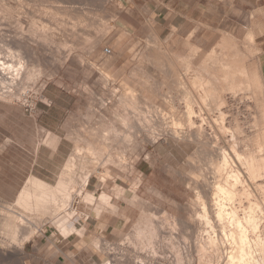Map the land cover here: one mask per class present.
I'll return each instance as SVG.
<instances>
[{
	"label": "rangeland",
	"instance_id": "obj_1",
	"mask_svg": "<svg viewBox=\"0 0 264 264\" xmlns=\"http://www.w3.org/2000/svg\"><path fill=\"white\" fill-rule=\"evenodd\" d=\"M206 1L211 4L213 0ZM250 1L256 3L255 21L244 37L215 30L217 25L230 28V24L208 23L207 29L201 26L196 35L177 40L173 33H160L152 21V0H0V63H5L0 66L11 71L0 74V118L6 107H14L9 114L29 115L46 106L44 102H55L50 109L66 108L62 130L72 146L70 155L89 142L98 146L96 150L93 147L95 154L84 150L72 175L79 178L92 171L87 189L98 197L105 194L111 202L105 207L99 198L89 206L75 201V225L82 229L84 223L76 220L86 219L91 228L84 226V234L90 244L74 236L65 246L58 228L44 221L20 259L10 262L0 256V264H229L230 251L237 246L227 237L229 229L225 236L220 227L200 223L197 216L216 207V186L233 182L219 155L221 159L222 153L232 157L229 166L237 162L234 150L243 157L253 151L256 160L264 162V99L255 60L264 43V8H259L264 0ZM49 5L59 13L54 15L52 8L46 16ZM33 11L35 17L41 15L32 18ZM16 72L21 79H12ZM12 88L16 89L13 97L3 92ZM129 91L135 94L131 96ZM27 101L35 108H28ZM125 114L137 126L138 134L132 139L122 132ZM10 118L8 115V121L0 126L9 128ZM173 128L183 135L193 132L187 134L191 139L182 138L181 132V139L171 137L168 130ZM207 135L206 140L203 137ZM209 145L216 151H210ZM0 170L5 171L0 176V210L5 212L15 209L28 179L17 183L18 176L6 174V166ZM260 173L253 179L257 185L244 176L246 188L240 186L243 191L233 202L242 214L250 204L258 203L264 215V174ZM59 177L49 184L56 185ZM122 187L135 192L138 203L132 204L122 194ZM97 206L105 210L101 217L96 215ZM1 214L0 243H9L14 234L21 240L23 230H2ZM117 216L120 221L115 230L110 218ZM94 218L103 219V223ZM95 240L106 245L108 254L95 249ZM260 255L258 259L264 254ZM260 260L256 259L258 264L264 256Z\"/></svg>",
	"mask_w": 264,
	"mask_h": 264
},
{
	"label": "bare ground",
	"instance_id": "obj_2",
	"mask_svg": "<svg viewBox=\"0 0 264 264\" xmlns=\"http://www.w3.org/2000/svg\"><path fill=\"white\" fill-rule=\"evenodd\" d=\"M49 1V0H48ZM83 1H86V2H99V3H103V2H110V0H83ZM33 3V2H32ZM38 3V2H37ZM68 3V2H67ZM28 4V3H27ZM31 4V3H30ZM42 4V3H41ZM40 4V5H41ZM55 4V3H54ZM82 4V2H81ZM35 5V4H34ZM84 5V4H83ZM39 6V5H38ZM43 6V5H42ZM41 6V7H42ZM46 6V5H45ZM44 6V7H45ZM50 6V5H49ZM48 6V7H49ZM104 7V5H102ZM108 6V5H106ZM28 7V6H27ZM35 7V6H34ZM40 7V8H41ZM47 7V6H46ZM51 7V6H50ZM49 7V8H50ZM30 8V6H29ZM37 8V7H36ZM39 8V7H38ZM43 8V7H42ZM41 8V9H42ZM52 8L51 9H48V11H44L45 15L47 16L48 15V12H50L49 10L52 11ZM35 9V8H34ZM55 11H54V15L55 13H59L56 10L57 7L53 8ZM103 9V8H101ZM27 10V9H26ZM31 10V9H30ZM32 10H33V7H32ZM36 10V9H35ZM39 10V9H38ZM63 10V8H62ZM66 10V9H65ZM69 10V8H68ZM43 11V10H42ZM28 12V10H27ZM26 12V13H27ZM32 12V11H31ZM35 12H38L37 10ZM53 12V11H52ZM63 14L66 15V13H64L63 11H61ZM60 12V13H61ZM70 13V10L68 11ZM76 13V11H74ZM40 13V10L39 12ZM43 13V14H44ZM61 13V14H62ZM78 13V11H77ZM28 14V13H27ZM34 14V11L32 13V18H33V15ZM50 14V13H49ZM60 14V16H61ZM62 14V15H63ZM38 15H41V14H38ZM38 15L35 17V18H38ZM43 15V16H45ZM52 15V13H51ZM58 15V14H57ZM69 15V14H68ZM71 15H74L72 14V9H71ZM29 16V15H28ZM76 16V15H75ZM42 17V16H40ZM39 17V19H41ZM53 17V16H51ZM57 17V16H55ZM59 17V16H58ZM47 18V17H45ZM50 18V17H49ZM51 19V18H50ZM54 19V18H53ZM32 20V19H31ZM44 20V19H43ZM21 36V35H20ZM24 45V44H23ZM16 55V54H15ZM14 55V56H15ZM35 59V58H34ZM16 63V62H15ZM2 65H4L5 63H0ZM240 65V64H239ZM11 66V65H10ZM14 66V65H13ZM242 66V65H241ZM9 67V66H8ZM26 67V66H25ZM240 67V66H239ZM244 67V66H243ZM11 68V67H10ZM16 69V68H15ZM236 69V68H235ZM243 69V68H242ZM246 69V68H245ZM20 68L17 70L19 71ZM22 70V69H21ZM0 74L1 75H8L9 72L11 71H6L5 67L4 66H0ZM138 72V71H137ZM239 72V71H238ZM249 72V71H248ZM105 74V73H104ZM13 75V73H12ZM15 75V74H14ZM16 77L14 76V80L16 79H21L22 78V75H21V78L20 76L18 75V73L16 72ZM19 76V77H18ZM27 76H31V75H27ZM107 76V74H106ZM178 76V75H177ZM13 77V76H12ZM139 77V76H138ZM244 77V76H243ZM2 78V76H1ZM5 78H8L7 76ZM4 78V79H5ZM26 78H30V77H26ZM247 78H249L247 76ZM251 80V78H249ZM248 79V80H249ZM109 80V79H108ZM111 80V79H110ZM140 80V78H139ZM182 80V79H181ZM184 80V79H183ZM182 80V81H183ZM13 81V80H12ZM180 81V80H179ZM245 81V80H244ZM14 82L16 81H13L12 83L14 84ZM25 82V81H24ZM18 83V82H16ZM21 83V81L19 82V84ZM23 83V81H22ZM199 83V82H198ZM201 83V82H200ZM249 83V82H247ZM245 83V84H247ZM12 84V85H13ZM141 84V83H139ZM180 84V83H179ZM184 84V83H181V85ZM18 85V84H17ZM21 85V84H20ZM23 85V84H22ZM120 85V84H119ZM145 85V84H144ZM185 85V84H184ZM205 85V84H204ZM248 85V84H247ZM19 86V85H18ZM24 86V85H23ZM138 86V85H137ZM142 86V85H141ZM201 87H203L202 85H200ZM21 88V87H20ZM130 88V87H128ZM127 88V89H128ZM150 88V87H149ZM200 88V87H199ZM23 89V88H22ZM185 89V88H184ZM203 89V88H202ZM206 89V88H205ZM16 90V89H15ZM14 90V91H15ZM25 90V89H24ZM13 91V88L10 90H3L4 93L7 94V96L9 97H13L15 95ZM199 91V90H198ZM216 91V90H215ZM132 92V90H131ZM134 92V91H133ZM132 92V93H133ZM143 92V91H142ZM207 92V91H206ZM210 92V91H209ZM213 92V90H212ZM128 93V92H127ZM132 93H129L128 94H131ZM204 93V92H203ZM215 93V92H214ZM25 94V93H24ZM23 94V95H24ZM192 94V93H191ZM206 94V93H204ZM22 95V96H23ZM209 95V94H208ZM130 96V97H131ZM191 96V95H190ZM204 96V95H203ZM201 97V96H200ZM145 98V97H144ZM205 98V97H204ZM204 98H202L204 100ZM196 99V98H195ZM206 99V98H205ZM222 99V98H221ZM194 100V99H193ZM192 100V101H193ZM207 100V99H206ZM202 101V100H201ZM205 101V100H204ZM219 100H217L218 102ZM196 102V101H195ZM198 102V101H197ZM206 102V101H205ZM224 102V101H221V103ZM194 103V101H193ZM204 103V102H203ZM220 103V102H219ZM190 104V103H189ZM198 104V103H197ZM224 103H222L223 105ZM199 105V104H198ZM219 105V104H218ZM203 106V105H202ZM191 105L188 106V110L190 111V113H193V110L194 109H191ZM124 109V108H123ZM125 111V109H124ZM123 112V111H122ZM128 112V111H127ZM126 112V113H127ZM140 113V112H138ZM223 113V112H222ZM121 115H124L122 113H120ZM129 114V113H128ZM121 115H118L119 118L121 117ZM126 115V114H125ZM224 114H222L220 117L221 119L223 118ZM126 115V117L124 118L123 116V123H122V132L125 134V137L128 139V138H131L132 136H135V132H137V128L135 129V126L132 122H130L128 120V118L130 116ZM226 116V115H224ZM131 118V117H130ZM224 119V118H223ZM226 119V117H225ZM133 120V118H132ZM121 121V119H120ZM192 121V120H191ZM133 122H135V120H133ZM113 124V123H111ZM177 124V123H176ZM108 126V125H107ZM114 126V125H113ZM140 126V125H138ZM106 127V126H105ZM104 127V129H105ZM193 127V126H191ZM190 127V128H191ZM202 127V126H201ZM222 127V126H221ZM224 127V126H223ZM139 128V127H138ZM103 129V128H102ZM103 129V130H104ZM108 129V128H107ZM106 129V130H107ZM111 129V127H110ZM174 129V128H173ZM201 129V128H200ZM221 129V128H220ZM167 130V129H166ZM171 130V129H169ZM169 135L171 134V137L172 135L175 136V138H177V136H180L178 133L181 132H177L176 129H174L173 131H169ZM181 130V129H180ZM199 130V129H197ZM224 130V129H223ZM109 132H111L110 130H107ZM139 131V129H138ZM201 131V130H200ZM222 131V130H221ZM105 132V131H104ZM153 132V131H152ZM162 132V131H161ZM177 132V133H176ZM188 132V131H187ZM186 132V137L190 134ZM192 132V131H191ZM197 131H195L196 133ZM166 133V132H164ZM176 133V134H175ZM182 133V138H184L183 135L184 133ZM202 133H204V131H202ZM108 133L105 132L104 135H106ZM138 134V132H137ZM168 134V133H167ZM178 134V135H177ZM188 134V135H187ZM193 134V132L191 133V135ZM156 135V134H155ZM161 135V134H160ZM166 135V134H164ZM189 135V136H191ZM197 135V133H196ZM211 135V134H210ZM209 135V136H210ZM217 135V134H215ZM107 136V135H106ZM140 136V135H139ZM173 136V137H174ZM188 136V137H189ZM198 136V135H197ZM208 135L207 136H204L203 138H205L206 140L208 139L207 137H209ZM262 136V135H261ZM163 137V136H162ZM187 137V138H188ZM193 137V136H192ZM218 136H216L217 138ZM260 137V136H259ZM138 138V136H137ZM148 138V137H147ZM155 138V137H154ZM174 138V140H175ZM186 138V139H187ZM202 138V139H203ZM211 138V137H210ZM132 139V138H131ZM144 139H146L144 137ZM143 139V140H144ZM172 139V138H171ZM180 139H181V136H180ZM178 139V141H182ZM189 139H191L189 137ZM188 139V140H189ZM194 139V138H193ZM199 139L202 140L199 136ZM260 139V138H259ZM262 139V138H261ZM264 139V138H263ZM263 139H262V142H263ZM95 140V139H94ZM148 140L150 142H153L154 139L152 137L148 138ZM185 140V139H184ZM211 140V139H210ZM209 140V141H210ZM220 140V139H219ZM238 140H240L238 138ZM258 140V139H257ZM140 143L142 140H139ZM138 141V142H139ZM156 141V140H155ZM186 141V140H185ZM192 141V140H191ZM195 141V139L193 140ZM202 141H205V140H202ZM201 141V143H203ZM208 141V142H209ZM216 141V142H214ZM214 143L216 145V143L218 142L217 139L215 140L214 139ZM243 141V140H242ZM97 142V141H96ZM143 142V141H142ZM196 142V141H195ZM198 142V141H197ZM204 143H207V142H204ZM203 143V144H204ZM210 143V142H209ZM240 143V141L238 142ZM259 143V142H258ZM147 144V143H146ZM196 144V143H195ZM208 144V143H207ZM212 144V145H213ZM233 144V142H232ZM231 144V145H232ZM235 144V143H234ZM261 144V142H260ZM95 145V144H94ZM98 145V144H97ZM144 145V144H143ZM200 146H202V144L199 143ZM198 145V146H199ZM205 145V144H204ZM238 145V144H237ZM264 145V143H263ZM102 146V145H101ZM145 146V145H144ZM200 146L197 148V150L200 148ZM206 146V145H205ZM208 146V145H207ZM218 147V145H216ZM86 148L82 147V146H77V148L75 149V152L72 153L69 158L67 159V162L65 163L64 167H63V173L62 175L59 177V180L58 182L56 183V185H51L39 178H36V177H30L27 181H26V184L24 185V187H22V189L20 190L18 196H17V199H16V204H15V209H8L9 211H5L3 212V210L0 212H2L1 214V219H2V230H6V229H9V228H13L16 232L21 229L24 231V234L22 236V239H18L17 238V234L13 235L12 236V240L9 242V243H6V242H2L0 243V256L1 257H4V258H8V260L10 259H20L22 257V255L25 254V246H26V243L28 241L31 240V238L34 236V234H36V232H38L41 228H42V223L44 221H46L47 223H51L53 224L54 226H56L60 232V236L62 238V240H64V245L66 246L68 243L71 242V239L72 237L74 236H78L80 239V242L81 243H85V244H90L89 242V238L85 236L84 234V231L86 232V227H83L82 229H78L76 227V223H75V218L76 216L78 215L77 211H76V208L74 207V203L75 201H77L78 199L79 200H82V203L86 206H89V205H92L94 203V201L99 198V200H101L103 202V205L105 207H109V205L111 204L110 202V198L108 196H106L105 194H102L100 195L99 197L96 196L92 191H89L87 189V186L90 182V178H91V173L92 171H87V172H83L82 176H80L79 178H76L74 177L72 174L74 172V168L76 166V164L78 163V160H80V158L82 157L83 155V152H85L84 150L87 151L86 154H92L96 148L98 147H94L92 146V143L89 142V144L87 146H85ZM95 150H94V148ZM108 147V145H107ZM137 147V146H136ZM204 147V146H203ZM213 147V146H212ZM202 148V147H201ZM200 148V150H201ZM206 148V147H204ZM208 148V147H207ZM206 148V149H207ZM209 148H210V151L214 150L216 151V147H214L215 149H212L211 148V145H209ZM261 148H262V144H261ZM145 149V148H144ZM234 149V148H233ZM101 150V149H100ZM196 150V152H198ZM249 150V149H248ZM238 150H234V157L236 158V164H232V165H228V162L231 161V156L228 155L227 153L223 154L222 153V159H221V155H219V159L222 160V165H223V168L226 170L227 169V172H226V175L227 177H231L233 179H231L233 182H230V184L228 183H225V184H220L218 186H216L215 190V195H214V202L213 204L216 205V207L213 205V209H215L213 211L212 208V211H210V209H208L211 214L213 213V218H211L209 215L207 214V212H209L208 210H206L205 208V213L204 211L202 213H204L203 215H199L197 216V220L200 222V223H206L207 225L209 226H212L213 228H215L216 226L220 227L222 232H224L225 236L228 234V229H229V234L227 235V237L229 236V238L231 237L234 242L236 243V247L233 249H231L230 251V255H229V264H254L256 263V259L257 260H260L262 259V257L264 256V227H262V225L264 226V215L263 213H261L262 211H260L259 209L261 208L259 206L258 203H253V204H250V206H248V210L242 214L239 212V210L233 206V202L235 200V198L240 194V192H242L243 190L240 189V186H244V184H246V180H245V177L244 176H247V178L252 181L253 184H256L254 182V180H257L256 178H259V177H256V175L258 173H260L261 171L264 170V162L262 163V161L260 162L258 159L256 160V157L253 155V151L252 152H249L247 155H244L245 157H243V154H240L237 152ZM247 151V150H246ZM257 151V149L255 150ZM254 151V153H255ZM264 151V149H263ZM100 152V151H99ZM96 152H94L95 154ZM195 153V152H194ZM199 153V152H198ZM244 153V152H243ZM221 154V153H220ZM137 156V155H136ZM135 156V157H136ZM134 157V159H135ZM149 157V156H148ZM138 159V158H137ZM149 159V158H148ZM245 159V160H244ZM263 160H264V157H263ZM135 163V161H133ZM232 162V161H231ZM219 163V161H218ZM217 164V163H216ZM230 168H228V167ZM222 168V166H221ZM224 170V171H225ZM223 171V173H224ZM264 172V171H263ZM262 172V174H264ZM108 173V171H107ZM228 173V174H227ZM261 174V173H260ZM261 174V176H262ZM255 177V179H254ZM254 179V180H253ZM230 180V179H229ZM229 180H227V182H229ZM103 181V179L101 178V182ZM251 184V182H250ZM251 184V185H253ZM245 187V186H244ZM246 188V187H245ZM124 187L120 188V190H122V194H124V196L129 199L132 204H136L138 203V198H137V195L135 194H131L127 189H124ZM87 190V191H86ZM246 190V189H244ZM247 193H249L247 191ZM103 206V207H104ZM98 207V206H97ZM212 207V206H211ZM96 215L97 217H101L104 213L105 210H102L100 209L99 207L96 209ZM199 213V212H198ZM192 216V215H191ZM194 216V215H193ZM209 216V217H208ZM88 217V216H86ZM144 217V216H143ZM78 218V217H77ZM191 218V217H190ZM193 218V217H192ZM191 218V219H192ZM196 218V217H195ZM174 223L176 224L177 223V217L174 218ZM194 219V218H193ZM146 221V220H145ZM1 224V222H0ZM144 225V223H143ZM1 228V227H0ZM85 228V229H84ZM144 228V227H143ZM1 231V230H0ZM3 232V231H1ZM8 232V231H7ZM146 232V231H145ZM6 233V232H5ZM5 233H3L5 235ZM9 234V233H8ZM6 233V235H8ZM223 234V235H224ZM3 235V236H4ZM2 236V235H1ZM9 236V235H8ZM4 238V237H3ZM2 238V239H3ZM10 237H8L9 239ZM227 238V239H229ZM7 239V238H5ZM217 239V238H216ZM214 239V240H216ZM213 240V241H214ZM230 240V239H229ZM4 241V239H3ZM212 241V240H211ZM95 242V243H94ZM93 243H94V246H98L96 247L95 249L96 250H100L102 251L103 253L107 251V249L105 248V246L102 244V243H98V240H95ZM217 242V240H216ZM211 244V243H210ZM217 244L214 242V245ZM235 245V244H234ZM60 246V245H59ZM218 247V246H217ZM220 248V247H219ZM215 249H218V248H215ZM221 249V248H220ZM61 250V249H60ZM219 250V249H218ZM217 250V251H218ZM223 251V250H222ZM261 253H260V252ZM257 252H259L258 254H261L263 255L261 257L260 255V259H258V254ZM107 253V252H106ZM219 253V251H218ZM221 253V252H220ZM263 253V254H262ZM27 254V253H26ZM108 254V253H107ZM223 254V253H222ZM221 254V255H222ZM219 256H221L220 254H218ZM71 256V255H70ZM257 257V258H256ZM70 259V258H69ZM72 259V258H71ZM15 260V262H16ZM19 261V260H18ZM178 261H180L178 259ZM261 261V260H260ZM11 262V260H10ZM259 262V261H258ZM257 262V264H258ZM17 263V262H16ZM23 263V262H22ZM105 264H110L108 262H106ZM260 264H264V260H263V263L260 262Z\"/></svg>",
	"mask_w": 264,
	"mask_h": 264
},
{
	"label": "crops",
	"instance_id": "obj_3",
	"mask_svg": "<svg viewBox=\"0 0 264 264\" xmlns=\"http://www.w3.org/2000/svg\"><path fill=\"white\" fill-rule=\"evenodd\" d=\"M152 2L150 15L159 32L173 33L177 40L184 39L191 33L196 35L201 26L207 29L208 23L230 24V28L217 25L215 30L226 32L235 38L244 37L246 33L249 34L250 24L255 21L256 3L250 0H213L211 4L206 0ZM259 8H264V4ZM255 60L264 99V43ZM49 103L44 102L46 106L37 108L33 115L24 112L9 114L14 107H6V114L0 118V123H3L8 121V115L11 117L9 128L0 126V167L6 166V174L18 176L17 183L30 177L47 183L56 182L71 153L72 146L62 130L68 114L66 108L50 109L51 103L55 102ZM4 173V170H0V176ZM119 217L110 218L115 230H118ZM94 219L103 223V219ZM79 221L84 223L82 227L91 228L86 219L78 218L76 222Z\"/></svg>",
	"mask_w": 264,
	"mask_h": 264
},
{
	"label": "built area",
	"instance_id": "obj_4",
	"mask_svg": "<svg viewBox=\"0 0 264 264\" xmlns=\"http://www.w3.org/2000/svg\"><path fill=\"white\" fill-rule=\"evenodd\" d=\"M107 52H109V50H107ZM26 104L28 105L27 107L30 108V109H34L35 108V105L32 104V103H28V101L26 102Z\"/></svg>",
	"mask_w": 264,
	"mask_h": 264
}]
</instances>
